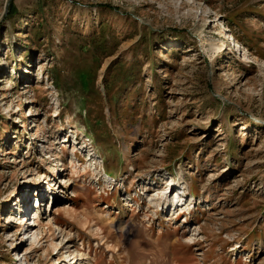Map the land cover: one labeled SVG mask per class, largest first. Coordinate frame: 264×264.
Here are the masks:
<instances>
[{"label": "rangeland", "instance_id": "374dc122", "mask_svg": "<svg viewBox=\"0 0 264 264\" xmlns=\"http://www.w3.org/2000/svg\"><path fill=\"white\" fill-rule=\"evenodd\" d=\"M7 1L0 264H264V0Z\"/></svg>", "mask_w": 264, "mask_h": 264}, {"label": "bare ground", "instance_id": "6f19581e", "mask_svg": "<svg viewBox=\"0 0 264 264\" xmlns=\"http://www.w3.org/2000/svg\"><path fill=\"white\" fill-rule=\"evenodd\" d=\"M172 180H173L172 182L169 181L170 183H169V182H167V183H168V184H172V183H174L175 180H174V179H172ZM164 199H165L164 201H166V204H169V203H170V198H169L168 195H165V196H164ZM166 199H167V200H166ZM38 201H39V202H38ZM38 201H37V206H40V200H38ZM163 203H164V202H163ZM166 204H165V205H166ZM176 205H177V204H176ZM22 219L25 220V218H22Z\"/></svg>", "mask_w": 264, "mask_h": 264}, {"label": "water", "instance_id": "95a60500", "mask_svg": "<svg viewBox=\"0 0 264 264\" xmlns=\"http://www.w3.org/2000/svg\"><path fill=\"white\" fill-rule=\"evenodd\" d=\"M11 1H12V0H8V1H7V5H9V4L11 3Z\"/></svg>", "mask_w": 264, "mask_h": 264}]
</instances>
